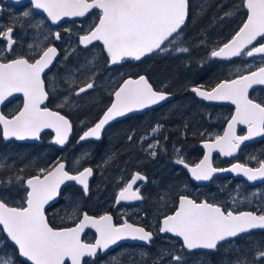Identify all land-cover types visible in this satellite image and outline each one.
<instances>
[{
    "label": "snow or ice",
    "instance_id": "snow-or-ice-1",
    "mask_svg": "<svg viewBox=\"0 0 264 264\" xmlns=\"http://www.w3.org/2000/svg\"><path fill=\"white\" fill-rule=\"evenodd\" d=\"M15 3L20 4L21 0H15ZM30 4L31 8L22 12L23 17L34 18L35 12H42L52 24H58L64 18L90 17L91 23L82 26L81 32L75 34L77 46L90 51V46L94 47L96 42L102 44V54H106L105 63L109 68L127 60L141 61L154 54H187L191 51L190 47L184 46L182 39L193 7L190 0H30ZM200 7L202 14L204 5ZM240 8H246V20L227 42L210 51V57L231 61L233 58L259 56L261 61L254 68L250 64L237 66L234 78H226L209 89L203 86L190 89L205 101H227L235 106L223 134L203 141V148L207 151L199 163L190 166L180 154V149H175L174 163L186 168L196 181H210L218 172L242 174L248 181L264 180V158L250 157L257 161V167L236 163L231 168H216L212 164L213 151L233 156L245 141L264 137V100L258 102L249 95L254 85H264V43L260 42L264 40V0H241L239 5L225 11L220 19L234 15ZM93 10L98 12L93 13ZM43 23L42 20L40 24ZM15 31V24L0 27V105L11 102L9 98L17 93L22 94L23 101L14 113L6 115L0 111V138L4 141L39 140L44 129H52L55 132L52 143L63 147L71 135L72 123L65 115L47 106L49 91L44 79L46 70H51L60 53L54 44L34 46L30 42L27 43L28 52H17ZM64 31L72 33L71 29ZM50 35L57 41L63 39L59 31L50 32ZM69 55L71 53L66 49L64 60ZM89 65L96 67L95 57L86 60L85 65H78L76 70ZM95 75L93 71L85 82L76 84L70 73L65 81L68 90L79 97L94 89ZM57 87L53 77L52 91L55 92ZM63 95L58 108L70 102V96ZM110 95L114 97L110 105L101 118L83 132L79 141L100 140L102 130L110 122L165 102L171 93L154 88L146 76L139 75L123 79ZM237 125H245L247 133L237 135ZM162 127L157 124L152 133L155 135ZM132 139L133 136H128L129 141ZM161 147L160 141L154 140L147 145L148 154L155 158ZM86 158L87 154H82L74 161V167H68L66 161L59 157L44 166H38L36 161L29 159L25 166H36L37 171L24 177L13 173L15 163L11 157L0 156V234L3 236L0 239V264H17L18 258L23 264H67L68 261L70 264H89L90 261L95 264L99 255L107 253L121 241H140L150 245L156 232L179 238L181 249L188 253L195 250L216 252L224 242L234 244L236 238L243 234L264 230V208L236 211L219 203L197 201L188 195L178 197L175 210L163 216L155 232L129 223L127 219L115 224L107 213L98 217L81 213L79 201L72 199L68 201L66 218L73 220L74 226L53 227L45 214L46 205L61 194L62 185L75 182L81 186L84 196L90 192L89 179L94 170L92 167H80L81 160ZM18 171L23 172L24 167ZM138 181L146 182L147 177L140 172L133 173L117 192L115 204L143 200ZM13 188L21 196L20 201L12 196ZM20 188H23L22 195ZM86 228L95 229L94 243L81 239ZM9 242L14 249H9ZM249 243L257 248L254 260L259 264L264 260V245L254 241ZM231 251L238 252L235 248ZM147 255L145 252L140 254L141 264ZM166 258L173 264H186L185 255L172 250L158 253L152 264H167ZM111 260L112 264H122L116 256ZM227 264H249V261L238 253L236 258L227 260Z\"/></svg>",
    "mask_w": 264,
    "mask_h": 264
},
{
    "label": "rangeland",
    "instance_id": "rangeland-1",
    "mask_svg": "<svg viewBox=\"0 0 264 264\" xmlns=\"http://www.w3.org/2000/svg\"><path fill=\"white\" fill-rule=\"evenodd\" d=\"M213 1L214 0H190L193 7L190 10V18L188 21L189 27L182 39L185 41L184 46L190 47L191 51L187 54L165 53L168 58L162 62L160 61V54L148 59L144 69L146 71L149 70V74L153 79L157 77L162 80L163 84H173L179 93L182 91L187 93L188 83L191 78L190 72L193 70L194 65L202 61V59L206 57V54H209L213 48H218L221 42L228 40L242 25V22L245 19V13L243 11L237 10L234 15L225 17L223 20L220 19L225 11L239 5L240 0H222L223 7H225L223 9H226L225 11L221 9V6H211ZM202 4L204 5V8L202 14H200V6ZM88 23H91V18L84 23V26ZM81 27V22H77L67 24L62 28L63 30H72V33L66 32V35L63 37L64 55L66 49L71 55L68 56L67 60H64L63 55L59 62V67H57V70L51 74V80L55 77L58 84L56 91H52L54 102L57 105L62 103L64 99L63 94H68L70 96V102L65 108L69 111L75 112L77 115V126L80 130H84L93 119L91 114L86 113L89 106L100 104L99 101L102 99L101 96L110 93L112 86L115 84V79L119 77V73L107 69L108 65L105 63L106 56L102 54V49H99L97 52V47H91V50L89 51L83 50L81 47L77 46L75 34L81 32ZM46 33L47 29H39L37 32L38 38H35L32 41L33 45L42 46V40ZM201 40H203V43H201ZM73 49H75V51H72ZM93 57H95V68H92V66L89 65L87 68L81 67L80 71L76 70L78 65H85L86 60L93 59ZM93 71L96 73V87L87 94L79 96L77 98L79 103L75 104L71 100L74 95L68 90V84L65 81L71 73L76 84H81L86 81L87 76L91 75ZM157 83L159 84V82ZM158 87H160V84ZM176 109L180 110L175 116H173L171 111ZM79 110L82 112L78 113ZM194 110H200L199 105L194 103V98H188L185 96H180L177 102L164 109V113L161 114V117L158 118L159 121L153 125V127L157 124L160 125V122L163 124L167 122L165 128L167 139H163V146L158 150V154L155 158L147 155L150 162L144 158L146 156L144 153H148L147 145L149 143H152L157 139L160 141V131L155 135L152 131L146 135H142L139 137L138 141L134 142L136 148L129 147V149L120 156L121 159H125L127 162L144 164L148 170L147 173L149 175L150 184L146 187L145 192L146 218L139 219H141L145 225L152 227L154 231L159 226L161 217L166 213L170 214L175 210L178 203L177 196L181 194L192 196L196 200L209 198L212 199V201H218L222 205L224 204L226 209H235L236 211L243 208L242 204L252 205L255 199H259L258 208H264V184L260 185L258 190L245 189L241 179L235 180L223 178L218 179L209 185L198 186L189 177L188 173L185 170H182V167L174 163L177 156L175 152L176 148L180 149V154L185 159V162L189 164L197 163L202 157L203 150L200 151L196 147L199 146L198 144L201 139L196 140V133H194L189 127L190 120L197 122L195 119H191ZM209 121H211V118ZM216 121L217 119L214 120V124ZM178 127L180 129L179 135L177 137H174L173 135L170 136L169 133H172V131H168V129L172 128L176 130ZM47 136H50V134ZM50 139L51 136L48 137L47 140L50 141ZM3 142L4 140L0 138V156L11 157L12 161L15 163V167L18 169L24 167L23 172L17 171L15 173L24 177L27 175V169L29 168L25 166V163L29 159L36 161L37 165L41 160L46 164L50 160L56 159L59 154L55 155L56 152L53 149L50 150L49 147L35 150L34 148L30 146L26 147L25 145L9 147L2 144ZM165 143L172 147V151L167 149ZM90 149L91 145L89 144L83 146H70L64 152V155L70 162V167H74V161L81 157L82 154H87V158L82 159L80 165L92 159L93 156ZM48 152H51V154L47 155ZM257 155L258 152L255 149H249L244 153L246 159H250L251 156L257 157ZM215 156L216 158H213V163H221L219 160L220 157L218 155ZM259 156L262 157V153H260ZM95 159L101 163H104L103 160L108 162L107 154L103 151L97 153ZM109 162L113 164L112 161ZM121 164H123L122 161H116L113 165L115 170H110L109 172L106 169H98L96 172L98 177L94 179L95 188L94 190L90 189V193L87 197L81 192L76 193V191H73V188L65 190L63 193V201L58 210V222L63 221L68 224L69 221H73L66 218V209L68 208V201L70 199L79 201L81 213L82 211H87L88 213L98 215L109 203L110 197L114 195L122 185L118 180L103 182V179L108 176L113 177L116 169ZM96 167L97 162L95 168ZM34 168L37 169L36 166H34ZM97 186H99V188H97ZM256 192L259 193L258 196H256ZM161 197H164V199L161 200ZM233 198H235V203L233 202ZM68 211H70V209H68ZM158 240V242H154L151 247L142 245L120 246L109 253L106 258H96L95 264H112L111 257L113 256H116L121 260L122 264H141L140 254L142 252L148 254L144 257V264H152L153 258H155L158 253L165 250L181 252L186 257V264H227V260L236 258L238 253L246 257L249 264H257L254 260L257 248L249 242H260L264 245V232H255L244 235L243 237L236 239L234 244L225 242L216 252L193 251L188 253L186 250L181 249V241L170 235L161 236ZM233 248L237 249L238 252L231 251ZM17 264L23 263L17 262ZM89 264H92V262L90 261ZM162 264H164V262H162ZM167 264H173V262L167 260ZM259 264H264V260L260 261Z\"/></svg>",
    "mask_w": 264,
    "mask_h": 264
},
{
    "label": "flooded vegetation",
    "instance_id": "flooded-vegetation-1",
    "mask_svg": "<svg viewBox=\"0 0 264 264\" xmlns=\"http://www.w3.org/2000/svg\"><path fill=\"white\" fill-rule=\"evenodd\" d=\"M31 8L30 2H25V3H20L16 4L15 2L11 0H0V27H6L10 24H15L16 31L14 33L15 36L18 37V44L16 45V51L17 52H28L29 49L27 48V43L32 41L35 38H38L37 32L39 29L45 28L47 29V33L44 34L43 40H42V46L46 44H54L60 55L57 57V60L54 61L53 65L51 66V70H46L44 79L46 83V90L49 91V99L46 101L47 106L49 107L50 110L53 111H59L62 115H65L70 122L72 123V132L71 135L69 136L68 142L63 146V147H58L52 143L53 135L51 132L47 131L44 132L40 136V142H20L16 140H10V141H4L2 144L7 145L9 147H14V146H30L32 148L36 149H45V147H49L50 150H54L56 152L55 155H57L59 158L63 159L66 161L67 166L70 167V162L68 158L64 155V152L72 145L76 146H83L86 144L91 145L90 151L92 152L93 158L90 159L89 161H86L84 164L80 165V167H92L94 170V174L92 176V179L89 183L90 189L94 190V179L98 177L96 175V172L98 169H106L108 172L110 170H115V167H113L114 163L118 160L122 161L123 164H121L117 169L113 177H106L103 179V182L106 181H115L118 180V182L123 186L124 182H127L130 180L132 173L134 172H140L141 174L145 175L147 177V181H138V185H141L140 191L142 196L144 197L143 201H139L138 203L134 205H125V204H115V197L117 191L114 195H112L109 199V203L100 211V213L94 214L95 216H101L104 213L110 214L113 217V222L115 224H120L123 222L124 219H127L129 223L140 225L145 227L147 230L154 231V229L148 225H145V223L139 219V218H146V199H145V192H146V187L150 184V179L148 175V170L144 166V164H133L131 162H127V160H123L120 158L121 155H123L129 147L136 148L134 145V142L139 140V137L142 135H146L152 131L154 128L153 125H155L159 120L158 118L161 117V114L164 113V109H166L168 106L172 105L173 103L177 102L180 96H185L188 98H194V103L199 105L200 110H194L193 115L191 119H195L197 122H193L190 120L189 122V127L196 133L197 139H201L199 142V146H196L200 151L203 150L202 157L200 158L203 159L205 150L203 148V141L206 139H209L210 137H214L216 134H223L224 129L227 127V121L231 118V116L234 114L235 111V106L232 105L230 102L223 101V103H214L211 101H205L203 99H199L195 93H193L190 89L192 87H200L203 86L204 89H209L211 87H214L218 82L224 80V79H230L234 78V69L237 66L243 67L244 65H252L253 68L260 63L261 58L259 56L254 57V58H233V60H214L210 57V53L206 54V57L202 59V61L198 62L197 64L194 65L193 70L190 72V80H189V85H188V90L187 93L182 91L179 93L175 86L173 84H163L162 80L155 77L154 79L150 76L149 70L146 71L144 67L146 66L147 60L151 59L155 55H152L149 58H144L141 61H134V60H127L123 62L120 65H114L112 67H107L109 71L112 72H118L119 77L115 79V84L112 86L110 93L115 90L116 86L118 83H120L123 79H127L129 77L131 78H137L139 75H144L146 76L150 83L153 85L154 88L165 90L169 93H171L170 98L162 102L158 105H153L149 108H145L143 110L130 113L125 117L118 118L117 120H114L110 122L103 130H102V135L100 140L92 139L88 142H80L79 137L83 134L84 131H86L89 127L93 126L95 122H97L101 116L103 115V111L106 109L107 106L110 105V102L114 97H112L109 94L101 96L102 99L99 105H90L89 109L86 111L87 114H91L93 119L89 123L88 127L84 130H80V128L77 126V121H76V114L73 111H69L65 107L63 108H58L57 104L54 102V97L52 94V89H51V74L55 70H57V67H59V62L62 59L64 55V46H63V39L62 40H55L51 35L50 32H56L59 31L62 33V36L64 37L66 35V32L62 29L65 25L71 24V23H77L81 22L82 26H84V23L90 19V17L86 18H78L70 21H66L62 24L55 25L52 24L49 20H47V17L43 14H40L38 12H35L34 18H25L22 16V12L29 10ZM98 10H93V13H97ZM44 21L43 24H40L41 21ZM30 21V22H29ZM41 27H37V25ZM38 28V29H37ZM37 29V30H36ZM36 30V31H35ZM48 37L47 40H45V37ZM229 40V39H228ZM226 40L225 42H227ZM260 40V38L258 39ZM223 42V43H225ZM260 42H264V40H260ZM92 46H90L91 48ZM97 47V52L99 49H102V45L99 42H96L95 46ZM106 56V54H104ZM160 61H163V55L160 54ZM102 69V68H101ZM212 71V72H211ZM157 80V81H156ZM160 84V87H158V83ZM93 90V89H92ZM89 90L88 92L92 91ZM88 92L84 93L87 94ZM81 94L80 96L84 95ZM74 95V94H73ZM249 95L250 98L256 99L258 102L261 100H264V85H254L252 89L249 90ZM173 96V97H172ZM78 97L74 95V97L71 99L75 104L79 103V100L77 99ZM9 100L11 102L6 101L4 105H0V111L4 112L6 115L14 113L15 110L18 107L22 106V101L23 97L22 94H15L14 97H10ZM202 100V101H201ZM180 109H176L171 111L173 116H175ZM82 111L79 110L78 113H81ZM211 118V121L209 119ZM216 123L214 124V120H216ZM167 122L164 124L160 122V125L163 127L160 129V142L161 146H163V139H165L166 134H165V128H166ZM179 127L174 130L172 128H169L168 131H172V133H169V135H173L174 137H177L179 135ZM236 132L237 135H244L247 133V127L245 125H237L236 126ZM204 133V135H201ZM51 136L50 141H48L49 135ZM133 136V139L131 141L128 140V136ZM79 141V142H78ZM167 149L172 151V147L165 143ZM202 148V149H201ZM260 148V151H259ZM249 149H255L258 152L257 157L259 158H264V137L261 139H253L244 142L240 148L235 152L233 156H224L221 154L214 153L212 154V164L213 167L216 168H227L233 164L236 163H241V164H246L249 167H257V161L250 160L249 158L246 159L244 157V153L247 152ZM105 152L107 154V159L108 157H112L111 160H103L104 163H101L97 159H95V156L99 152ZM262 153V157L259 156V154ZM51 152H48L47 155H50ZM146 156L144 157L148 162H150V159L147 155L148 153H144ZM215 155H218L220 158L219 160L221 163H213V158H216ZM41 160V159H40ZM199 160V161H200ZM52 161V160H50ZM109 161H112L113 164H111ZM199 161L197 163H199ZM38 166H44L45 164L41 161ZM97 162V167L95 168ZM187 163V162H186ZM189 164V163H188ZM196 164V163H195ZM195 164H189L190 166H194ZM182 167V170L187 171L186 168H184L182 165H179ZM19 169L17 167H14L12 169L13 173H16ZM37 169L34 168V166L29 167L27 169V175L25 177L34 175L36 174ZM118 171V173H117ZM131 172V174H130ZM196 185L198 186H203V185H209L212 184L214 181L218 179H241L242 184L245 189H254L258 190L260 185H263V183H259L256 185L251 184L250 182L246 181L245 179L242 178H236L235 176H218L214 180H212L209 183H200L197 182L195 179L190 177ZM199 183V184H198ZM68 188H73V191H76V193L81 192L82 189L77 185V184H68L65 185L61 188V194L58 196L57 200L50 203L49 205L46 206V216L48 218L49 223L56 228H62V227H68L66 223L63 221L58 222V210L60 207L61 202L63 201V193L65 190ZM99 188V186H97ZM20 194L22 195L23 193V188L19 189ZM90 193V192H89ZM92 194V192H91ZM90 194V196H91ZM101 194V192H100ZM256 196L259 195L258 192L255 193ZM89 195V194H88ZM87 195V196H88ZM12 196L15 198L16 201H20L21 196L17 195V189L13 188L12 189ZM86 196V197H87ZM193 198L192 196H190ZM195 199V198H194ZM201 200H207L209 202L213 203H219L218 201H212V199L209 198H203ZM197 200V201H201ZM258 203L259 199H255L252 205L248 204H242L243 208L238 210H250V211H257L255 209H258ZM221 204V203H219ZM222 205V204H221ZM225 207V205L223 204ZM83 212V211H82ZM72 226L75 222L74 221H69ZM155 232V231H154ZM156 236V237H155ZM159 237L161 235L157 232L154 235L153 241L150 245L147 247L153 246L154 242H158L160 240ZM3 238L2 234H0V239ZM158 240V241H157ZM93 241V238L92 240ZM124 245H136V244H129L125 243L122 244L121 246ZM139 246V245H136ZM9 249H14V246L11 245L9 242ZM17 262H19L17 260Z\"/></svg>",
    "mask_w": 264,
    "mask_h": 264
},
{
    "label": "water",
    "instance_id": "water-1",
    "mask_svg": "<svg viewBox=\"0 0 264 264\" xmlns=\"http://www.w3.org/2000/svg\"><path fill=\"white\" fill-rule=\"evenodd\" d=\"M12 1V0H11ZM25 1H27V2H29L30 0H21V2H25ZM64 19H69V20H71L72 18H64ZM63 19V20H64ZM199 97V96H198ZM200 98V97H199ZM200 99H202V98H200ZM223 102V101H222ZM107 126V125H106ZM105 126V127H106ZM47 131H49V132H52L53 133V137H55V132L52 130V129H44L42 132H41V134H40V136L44 133V132H47ZM54 139V138H53ZM91 139H94V138H90V139H87V140H84V141H80V142H85V141H88V140H91ZM41 140L39 139V140H32V139H28V140H24L23 142H40ZM53 141V140H52ZM54 144V143H53ZM55 145V144H54ZM56 146H58V147H61V146H59V145H56ZM207 150L205 149V152H206ZM214 153H219L218 151H213V153L212 154H214ZM220 154V153H219ZM227 168H231V166H229V167H227ZM188 171V170H187ZM228 174L229 175H234V176H236V178H240V177H242V178H245V179H247L246 177H244L242 174H237V173H233V172H218V173H215L214 175H213V178H212V180L215 178V177H217V176H219V175H222V176H228ZM189 175L191 176V174L189 173ZM192 177V176H191ZM194 179V178H193ZM90 180V179H89ZM211 181V180H210ZM210 181H197V182H200V183H208V182H210ZM257 181H260V180H257ZM71 183H75V182H66V184L65 185H67V184H71ZM65 185H62L61 186V188L63 187V186H65ZM78 186H80V185H78ZM81 187V186H80ZM58 198V197H57ZM57 198L54 200V201H56L57 200ZM54 201H52V202H54ZM52 202H50V203H52ZM133 202H139V201H132V202H124V203H133ZM47 206V205H46ZM162 221V220H161ZM87 230H91V231H93L95 234H96V232H95V229H92V228H86L85 230H84V232L81 234V239H82V235L87 231ZM162 235H164V234H162ZM96 236H97V234H96ZM96 239V238H95ZM95 242V241H94ZM139 243V244H145L144 242H140V241H132V240H126V241H121V242H119V244L117 245V246H112L110 249H112V248H114V247H118L120 244H122V243ZM109 249V250H110ZM70 262V261H69Z\"/></svg>",
    "mask_w": 264,
    "mask_h": 264
},
{
    "label": "trees",
    "instance_id": "trees-1",
    "mask_svg": "<svg viewBox=\"0 0 264 264\" xmlns=\"http://www.w3.org/2000/svg\"><path fill=\"white\" fill-rule=\"evenodd\" d=\"M239 3H241V0L239 1ZM214 6V7H216V6H221V9H223V1L222 0H214L212 3H211V6ZM238 11H243L244 12V10H243V8H240ZM189 21V20H188ZM188 27H189V24H188V22L186 23V27L184 28V33H183V35L188 31ZM223 44V42H221L220 43V45H222ZM168 58V56L166 55V54H164L163 55V61L165 60V59H167ZM92 238H93V235L92 234H90V235H88V236H86L85 237V239L87 240V241H91L92 240Z\"/></svg>",
    "mask_w": 264,
    "mask_h": 264
},
{
    "label": "bare ground",
    "instance_id": "bare-ground-1",
    "mask_svg": "<svg viewBox=\"0 0 264 264\" xmlns=\"http://www.w3.org/2000/svg\"><path fill=\"white\" fill-rule=\"evenodd\" d=\"M229 2H230V1H229ZM225 3H226V2H225ZM229 6H230V5H229ZM223 8H225V7H223ZM223 10H224V9H223ZM225 10H226V9H225ZM225 10H224V11H225ZM195 37H196V36H195ZM191 40H192V39H191ZM159 191H160V190H159ZM155 237H156V236H155Z\"/></svg>",
    "mask_w": 264,
    "mask_h": 264
}]
</instances>
